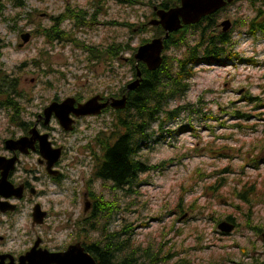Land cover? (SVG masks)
Wrapping results in <instances>:
<instances>
[{
    "label": "rangeland",
    "instance_id": "rangeland-1",
    "mask_svg": "<svg viewBox=\"0 0 264 264\" xmlns=\"http://www.w3.org/2000/svg\"><path fill=\"white\" fill-rule=\"evenodd\" d=\"M17 1L0 0L6 8L0 14L3 52L0 68L11 72L26 66L16 74L10 73L20 78L18 89L30 99L29 103L25 102L24 121L33 122L58 97L73 98L76 93L89 100L96 93L116 95L115 90L132 80L127 60L130 53L113 67L104 63L92 66L88 61L91 55L84 46L64 42L49 44L39 34L30 35L37 25H50L51 18L63 13L67 4L92 12L95 0H24V7ZM138 1L141 3L133 6L120 0L108 1L92 29L77 28L72 21L64 22L63 27L87 45L107 48L115 41L127 43L134 39L133 45L138 46L141 39L152 37L153 8L160 4L151 7V0ZM252 8L241 0L233 3L221 16L217 32L223 31L224 20L231 21L232 29L236 20L252 17ZM19 13H22L20 20ZM116 21L134 24L133 32ZM142 22H148L147 27ZM27 34L30 40L26 44L23 36L26 39ZM235 40L234 51L241 59L222 66L197 68L190 90L169 106L173 110L179 104L191 103L194 112L187 111L162 129L154 126V138L160 137V141L143 150L140 158L151 165L172 162L164 170L141 175L139 187L115 190L110 181L96 180L98 164L91 154L93 151L87 152L89 147L83 150L84 145L99 150L93 141L102 130L108 131L112 114L89 117L79 124L78 133L69 135L68 188L82 190L84 185L90 186L107 203H103V210L111 202L119 209L113 208L111 215L107 210L103 218L100 211L97 218L88 220L87 225H96L86 232L83 230L88 229L86 222L80 221L83 204L74 199L75 204L68 206V216H73L71 224L62 227L60 238L70 239L76 228H80L77 233L90 244L102 240L109 231L116 232L127 226L131 244L150 248L155 253L160 251L159 258H167L159 261L160 264H250L256 258L264 261V239L252 232L255 226L264 229V36L254 38L242 30L236 31ZM183 52L184 48L174 49L169 54L181 56ZM237 113L246 117H239ZM11 119V112L0 109V140L19 135L15 127L19 123L13 124ZM177 130L178 135L169 133ZM79 137H82L80 146ZM209 145L215 153L206 151ZM251 188H254L252 193ZM240 194H247L250 203L241 200ZM194 201L200 208L196 213L189 208ZM179 202L186 206L187 217L183 220H179ZM229 216L237 227L231 234H223L218 224L220 220L229 221ZM74 221H80V226L73 227Z\"/></svg>",
    "mask_w": 264,
    "mask_h": 264
},
{
    "label": "trees",
    "instance_id": "trees-1",
    "mask_svg": "<svg viewBox=\"0 0 264 264\" xmlns=\"http://www.w3.org/2000/svg\"><path fill=\"white\" fill-rule=\"evenodd\" d=\"M12 1L14 0H10V2ZM108 1L110 0H95L92 12H88L83 8H74L72 5L67 4L63 13L51 18L50 25L39 24L37 25L39 27L33 29L31 34L41 35L49 44L64 42L72 43L77 47L84 46L86 53L91 55V59L89 58L88 61L91 62L92 66L97 63H104L107 66L111 65L113 67L115 63H119L126 54L130 53L131 57L127 60L132 72V80H135L134 55L138 46L150 42L152 38L164 36L165 31L161 26L151 24L153 30L152 37L141 39L138 46H134V39H130L127 43L115 41L110 43L107 48L102 45H87L84 42H80L75 38L74 32H68L63 27L64 22L72 21L77 28L92 29ZM120 1L132 6L141 3L138 0ZM17 2L24 7V0H18ZM180 2L181 0H151L149 6L152 7L156 5L155 3H160L159 6L153 8V17H156V8L170 9L180 5ZM244 2L253 7L254 15L252 17H241L239 20H236L233 28L227 33L221 32L217 34L215 30L222 14L230 6L223 8L212 16H206L198 24L186 25L179 31L170 34V38L164 43V63L154 73L149 71L145 64L141 63L139 65L143 75L139 88L127 94L128 103L125 109L114 110L110 113L113 117L110 125L107 126L108 131L102 130L96 137V140L93 141L98 146L99 152L93 150L91 145L89 147L88 152L93 151L91 154L98 164L94 174L97 179L110 181L113 184L112 188L115 190H126L127 187H139L141 175L164 170L172 162V160H169L163 161L160 165H151L141 160V152L151 147V144H156L160 141V137L154 138L156 134V131L153 130L154 126L158 125L162 129L166 123L170 124L176 121L187 111L188 113L194 112L191 103L179 104L173 110L169 106L176 100L183 98L190 90L191 80L195 77L197 68L222 66L231 60L241 59L239 54L234 51L236 31L245 30L246 34L254 38L264 36V0H245ZM5 10V4L0 2V14H3ZM21 18L22 13H19L17 19L20 20ZM146 23L148 22H142L141 25L147 27ZM116 24L126 26L132 32L135 26L128 22L121 23L116 21ZM183 48L184 52L181 56L169 54L174 49L181 50ZM2 55L3 52L0 49V56ZM249 62L255 64L254 60H250ZM25 67H18L17 70H22ZM17 70L9 72L2 67L0 68V109H6L11 112L12 123H19V126L23 127V115L26 112L25 102L29 103L30 99L18 89L20 78L10 74H16ZM65 78H67L66 74ZM49 86L55 88L54 83H50ZM115 93L117 98L121 94H125L126 86H123L120 90H115ZM237 114L239 117H246L244 114ZM169 133L171 135L173 133L178 135L180 132L177 130ZM263 148L264 146H262ZM205 149L210 153H215L216 151L212 145L207 146ZM221 150L218 149L220 152ZM131 191L134 190L132 189ZM249 191L250 193L254 192V188H251ZM92 194L95 199L100 198L93 191ZM246 196L247 194L245 196L240 194V199L250 203ZM262 196L264 197V193ZM100 199L98 202L101 204V218H103L107 210L111 211L109 214L111 215L114 209H119L118 207H113L114 209L107 208L103 210V203L105 204L106 202H103L102 198ZM111 204L114 205L113 202ZM115 204L117 205L118 202L116 201ZM196 205L197 202L194 201L189 206V208L194 209L195 213L200 209ZM185 207L179 202L177 208L179 209L180 217L186 214ZM228 220L230 222L234 221L231 216H229ZM87 223L88 220H86V227L88 226V229H84V231L87 232L94 229L96 223H92L91 225H87ZM104 228L105 226L103 225V232H105ZM126 228L127 226L116 232L109 231L110 233L105 235L102 240L93 241L90 244L85 243L86 250L94 257L97 264H160L159 261L162 260L164 262L167 260V258H159L160 251L155 253L150 248L142 249L141 246L131 244V233H127L128 230ZM259 228L261 227L255 226L252 229L260 233ZM140 252L141 254L138 256Z\"/></svg>",
    "mask_w": 264,
    "mask_h": 264
},
{
    "label": "flooded vegetation",
    "instance_id": "flooded-vegetation-1",
    "mask_svg": "<svg viewBox=\"0 0 264 264\" xmlns=\"http://www.w3.org/2000/svg\"><path fill=\"white\" fill-rule=\"evenodd\" d=\"M229 6L228 4L225 8ZM158 19L157 16L155 22ZM219 26L220 21L217 28ZM215 33L220 32L216 29ZM124 95L121 94L117 98L115 94L96 93L92 97L101 96L103 99L100 103H107L113 98L119 99ZM73 99L75 102L71 106L72 110L90 100L76 93ZM65 100L66 98L58 97L55 101L62 103ZM48 106L36 115L33 122L24 121L23 127L15 126L19 130V135L13 134L5 140H0V183L4 184V187L0 188V264H56L48 262L45 258H48L50 254L65 253L71 245H85L83 236L77 233L80 228H76V233L70 239L60 238L62 227H69L73 218L71 214L68 216V206L72 207L75 204L74 199L81 200L83 217L80 221L82 224L92 217L97 218L100 212L101 204L93 196L90 186L84 185L82 190L74 188L70 190L67 184L70 166L69 135L78 133L79 124L90 116H78L71 110L73 129L66 131L54 113L46 119L45 110ZM114 110L118 109H113L109 105L100 115L110 114ZM25 128L28 129L25 130ZM45 135L50 145L47 143L48 147L42 149ZM82 137L77 140L79 146L82 144ZM22 138H26L24 141L27 142V146L22 147L23 149L7 147L6 141H18ZM86 147L90 145H84L83 150L87 151ZM79 161L85 164L83 160ZM5 175L7 180L3 179ZM2 180L4 182H1ZM86 206L89 208L87 212H85ZM107 208H113V205H108ZM67 216L68 218L65 219ZM80 221H74L73 227L75 225L79 227ZM258 230L260 233L255 230L252 232L264 239L262 234L264 229ZM11 242L14 244H10ZM242 251L243 254L247 253L244 249ZM29 254L31 260L27 259ZM250 264H264V261L256 258Z\"/></svg>",
    "mask_w": 264,
    "mask_h": 264
},
{
    "label": "water",
    "instance_id": "water-1",
    "mask_svg": "<svg viewBox=\"0 0 264 264\" xmlns=\"http://www.w3.org/2000/svg\"><path fill=\"white\" fill-rule=\"evenodd\" d=\"M233 2L234 0H181L180 5H177L175 8H172L167 12L157 11V16L159 19L157 22H153V25L161 26L165 31V35L152 39L150 42L138 47L134 55L137 78L135 81L127 85L126 94L122 98H113L110 100L111 102L108 101L107 103H100L103 98L101 96H96L85 104L80 105L77 109L73 110L71 106H73L75 99L68 98L62 103L55 102L51 106L47 107L45 110L46 119L51 117L54 113L59 119L62 127L66 131H71V129H73L72 125L74 123L70 118V113L72 111H74L78 116H95L100 115L102 110H104L109 105L113 109H125L128 103L127 94L137 90L142 82L143 75L139 65L143 63L147 66L149 71H157L164 62V43L170 38V34L179 31L184 25H194L199 23L202 18L216 13L220 9L226 7L228 4H232ZM231 24L232 23L230 20H226L221 23V27L225 33L230 30ZM25 36H23V41L24 43H28L30 40V35L27 34L26 39ZM43 139L45 141H42V149H45L48 147V144L50 145V143L48 142V137L46 135L43 136ZM24 140H26V138H22L18 141L8 140L6 145L10 149H23L22 147L27 146V142ZM1 187H4L3 183H0V188ZM88 209V206H86L85 212H87ZM186 217L187 216L185 214L180 218V220H183ZM218 229L223 234H231L235 229V224L229 221H221L218 224ZM28 256L27 259L31 260V255L29 254ZM45 259H47L48 262H53L56 264H97L90 252L86 251L85 247H83L81 244L71 245L65 253L50 254L49 257Z\"/></svg>",
    "mask_w": 264,
    "mask_h": 264
},
{
    "label": "bare ground",
    "instance_id": "bare-ground-1",
    "mask_svg": "<svg viewBox=\"0 0 264 264\" xmlns=\"http://www.w3.org/2000/svg\"><path fill=\"white\" fill-rule=\"evenodd\" d=\"M176 7V6H175ZM175 7H172V8H175ZM172 8H170V9H162V8H156L155 9V11H156V14H157V11H160V12H163V11H169V10H171ZM154 73V72H153ZM137 95V94H136ZM119 118V117H118ZM124 243V242H123ZM125 244V243H124Z\"/></svg>",
    "mask_w": 264,
    "mask_h": 264
}]
</instances>
